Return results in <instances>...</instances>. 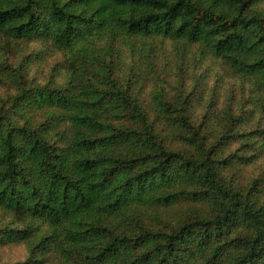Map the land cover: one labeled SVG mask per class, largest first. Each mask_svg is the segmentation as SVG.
I'll return each mask as SVG.
<instances>
[{"label": "trees", "instance_id": "obj_1", "mask_svg": "<svg viewBox=\"0 0 264 264\" xmlns=\"http://www.w3.org/2000/svg\"><path fill=\"white\" fill-rule=\"evenodd\" d=\"M257 1L0 0V33L66 53L74 72L63 87L22 86L14 113L0 114V210L29 223L0 228V247L29 244L43 221L39 258L22 264L52 253L60 264H264V178L240 186L234 154H221L246 136L237 121L211 137L189 96L140 103L96 56L106 38L203 46L253 85L264 115ZM32 113L51 116L35 126Z\"/></svg>", "mask_w": 264, "mask_h": 264}, {"label": "rangeland", "instance_id": "obj_2", "mask_svg": "<svg viewBox=\"0 0 264 264\" xmlns=\"http://www.w3.org/2000/svg\"><path fill=\"white\" fill-rule=\"evenodd\" d=\"M258 8L264 10L263 0L253 5V9ZM106 39L96 43L97 59H104L105 66L111 67L112 75L123 86L130 85L129 91L140 103L155 104L154 97L160 93L173 102L189 96L187 107L193 121L198 124L204 122L206 127L209 125V134L215 138L237 121L233 129L236 134L246 136L221 154H234L236 168H233V173L240 186L249 185L255 178H264V143L259 135V131L264 129V115L256 101L251 99L255 91L250 82L234 76L222 60L200 45L155 38L147 43L141 42L134 48L120 38ZM66 55L57 50L48 51L40 42L31 39L15 40L0 33V114L14 113L22 86H65L74 73L67 68ZM142 69L147 71L146 77ZM30 115L31 123L35 126L51 116L39 113ZM15 120L26 123L28 116L18 115ZM261 147L263 149L258 151ZM260 202L264 203V190ZM178 210L164 211L167 216L163 218L173 220ZM152 214H147V221L151 220ZM28 225L19 223L13 216L0 210V228L25 229ZM36 229L34 239L29 244L22 242L0 247V264H22L31 258L38 259L40 248L34 249L37 245L35 237L38 234L46 235L49 225L38 221ZM52 257L46 264L61 263L56 253H52Z\"/></svg>", "mask_w": 264, "mask_h": 264}]
</instances>
